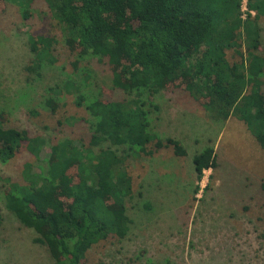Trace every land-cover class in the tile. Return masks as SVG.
Masks as SVG:
<instances>
[{
    "label": "trees",
    "instance_id": "16d2710c",
    "mask_svg": "<svg viewBox=\"0 0 264 264\" xmlns=\"http://www.w3.org/2000/svg\"><path fill=\"white\" fill-rule=\"evenodd\" d=\"M9 1L26 19L35 2ZM43 1L68 49L108 66L112 83L85 104L91 115L87 143L64 139L51 146L38 173L24 171V183L5 179L6 209L38 234L34 241L47 247L56 264H85L93 244L127 234L123 202L132 194L125 160L130 153L122 148L126 155H120L101 144L126 146L134 155L153 156L164 147L176 156L187 154L180 141L162 139L152 128L150 109L159 110L153 100L160 90L185 91L216 120L235 116L264 150V52H258L264 0H247L245 14L243 0ZM5 5L0 0V12ZM55 42V36L29 35L33 58L26 70L38 74L43 62H55ZM68 84L81 107L87 98ZM114 89L131 98L113 97ZM54 102L49 104L56 109ZM8 120L0 110V162L13 159L22 147L38 159L44 140L6 126ZM192 166L197 181L205 170L216 169L214 148L194 154ZM260 189L264 193V177Z\"/></svg>",
    "mask_w": 264,
    "mask_h": 264
},
{
    "label": "rangeland",
    "instance_id": "374dc122",
    "mask_svg": "<svg viewBox=\"0 0 264 264\" xmlns=\"http://www.w3.org/2000/svg\"><path fill=\"white\" fill-rule=\"evenodd\" d=\"M259 26L262 53L264 19ZM39 34L55 36L56 60L43 62L37 74L26 66L33 58L28 37ZM68 82L87 98L81 107ZM102 87L112 88L108 66L68 49L43 0H35L27 19L19 5L6 0L0 12V110L9 115L6 126L27 129L44 144L38 159L22 147L13 159L0 162V264H56L47 247L34 241L38 234L6 209L5 179L24 183V171L38 173L51 146L64 139L87 143L91 115L85 104L100 97ZM166 90L154 95L159 110L147 108L153 111L152 128L162 139L180 141L187 154L176 156L164 147L153 156L134 155L126 146L101 144L120 155H126L122 148L130 153L125 160L132 194L123 202L128 231L124 238L93 244L85 264H264V150L235 116L216 120L185 91ZM113 97L131 98L116 89ZM208 145L218 166L197 181L192 157Z\"/></svg>",
    "mask_w": 264,
    "mask_h": 264
}]
</instances>
